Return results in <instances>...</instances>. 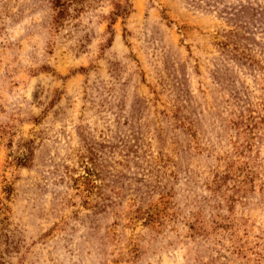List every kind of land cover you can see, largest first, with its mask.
Masks as SVG:
<instances>
[{
    "label": "rangeland",
    "instance_id": "rangeland-1",
    "mask_svg": "<svg viewBox=\"0 0 264 264\" xmlns=\"http://www.w3.org/2000/svg\"><path fill=\"white\" fill-rule=\"evenodd\" d=\"M0 264H264V0H0Z\"/></svg>",
    "mask_w": 264,
    "mask_h": 264
}]
</instances>
